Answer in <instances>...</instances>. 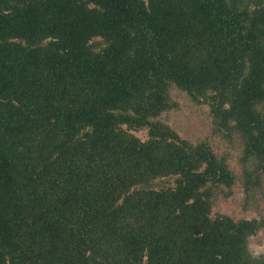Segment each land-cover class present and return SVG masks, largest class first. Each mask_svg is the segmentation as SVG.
<instances>
[{
  "label": "trees",
  "instance_id": "1",
  "mask_svg": "<svg viewBox=\"0 0 264 264\" xmlns=\"http://www.w3.org/2000/svg\"><path fill=\"white\" fill-rule=\"evenodd\" d=\"M170 84L260 179L264 0H0V264H264L259 221L210 216L227 164L157 118Z\"/></svg>",
  "mask_w": 264,
  "mask_h": 264
},
{
  "label": "rangeland",
  "instance_id": "2",
  "mask_svg": "<svg viewBox=\"0 0 264 264\" xmlns=\"http://www.w3.org/2000/svg\"><path fill=\"white\" fill-rule=\"evenodd\" d=\"M170 107L158 115V119L169 125L177 134L192 143L206 142L219 159H222L233 174L229 186L214 187L210 216L226 214L234 220L256 219L260 225L248 236L250 253L264 262V175L257 178L252 171L256 162L243 159V141L233 131H219L212 122L207 103H196L189 95L176 87L168 86ZM141 140L147 138V129L131 130ZM173 178L161 177L153 181L155 187L171 184Z\"/></svg>",
  "mask_w": 264,
  "mask_h": 264
}]
</instances>
